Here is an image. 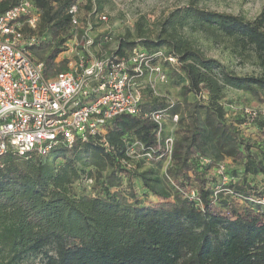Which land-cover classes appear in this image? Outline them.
I'll list each match as a JSON object with an SVG mask.
<instances>
[{
	"label": "trees",
	"instance_id": "obj_1",
	"mask_svg": "<svg viewBox=\"0 0 264 264\" xmlns=\"http://www.w3.org/2000/svg\"><path fill=\"white\" fill-rule=\"evenodd\" d=\"M15 2L2 0L0 12ZM33 2L40 21L24 29L40 38L30 50L52 76L67 70V59L57 57L71 36L69 8L79 0ZM186 29L250 52L264 65V7L247 19L189 3L168 13L153 36L136 21L135 38L129 30L119 35L114 55L141 46L175 57L173 64L162 62L166 81L179 86V99L168 109L178 114L170 155L148 116L168 108L169 96L155 95L148 85L144 93L151 97L143 98L141 112L108 120L104 141H76L46 156L0 155V264L38 256L45 264H264V204L258 201L264 196V124L248 130L264 117L244 125L245 116L230 119L222 102L228 89L263 102L264 75L236 74L207 56ZM166 128L162 138L169 136ZM133 140L153 152L151 166L142 169L145 158L127 155ZM165 159L159 174L154 165ZM227 160L241 168L230 172L225 164L229 180L223 183L215 168ZM88 179L90 189L83 185Z\"/></svg>",
	"mask_w": 264,
	"mask_h": 264
},
{
	"label": "built area",
	"instance_id": "obj_2",
	"mask_svg": "<svg viewBox=\"0 0 264 264\" xmlns=\"http://www.w3.org/2000/svg\"><path fill=\"white\" fill-rule=\"evenodd\" d=\"M79 4L69 8L71 36L57 57L67 59V70L52 76L45 75L43 61L30 50L40 38L24 29H36L40 21L33 0H16L0 12V155L12 150L18 155L34 152L46 156L57 146L72 147L76 141H104L108 120L119 114L141 112L147 85L160 95L152 78L166 80L162 62L173 64L175 57L161 50L149 52L141 46L122 56L114 55L116 46L108 53L105 44L111 40L110 35H91V27L80 24ZM94 14L100 21L107 20L95 9L88 16ZM62 54L66 55L60 58ZM169 101L168 108L148 113L157 125L156 137L167 156L174 139L162 138V130L168 118L178 120V114L168 111L174 103L171 98ZM240 113L245 116L244 125L264 116L263 109L248 107ZM138 150L146 160L155 159L153 152L137 140L127 145L126 153L134 158ZM225 170V162L215 168L223 183L229 180ZM258 201L264 204V196Z\"/></svg>",
	"mask_w": 264,
	"mask_h": 264
},
{
	"label": "rangeland",
	"instance_id": "obj_3",
	"mask_svg": "<svg viewBox=\"0 0 264 264\" xmlns=\"http://www.w3.org/2000/svg\"><path fill=\"white\" fill-rule=\"evenodd\" d=\"M79 3L80 24L91 27L90 32L93 36L103 34L110 35L111 40L105 44L108 53L116 46L117 37L125 34L127 30H129L132 37L135 38L136 21L142 19L147 34L153 36L159 31L160 22L168 15V13L175 8L184 7L189 3L210 11L242 15L247 19H253L264 7V0H79ZM89 4L91 9L88 10L86 9V6ZM99 6L100 8L97 9ZM94 9L98 14H105L107 20L100 21L95 14L89 17L88 14ZM184 31L192 42L207 56L219 59L221 62L228 65L236 74L264 75V65H261L255 55H252L250 52H234L226 43L213 41L197 31L190 29ZM64 55L66 54H62L59 57L62 58ZM163 68L166 72L167 66H164ZM151 83L155 86L158 94L167 95L174 102L179 99V86L166 80L161 81L156 77L152 78ZM150 97V93L145 91L144 98L149 99ZM222 102L224 103L227 116L230 119L237 118L243 107L264 110V101H259L250 93L241 90H226ZM262 124H264V118L259 119L255 126L248 130L255 131V128ZM166 125L167 135L175 137L176 128L169 118L166 120ZM137 152L139 155L135 156L133 159H142L141 152H139V150ZM132 163L135 164L136 162L134 161ZM167 163L168 159H165L160 166L154 165L159 174L164 172ZM225 164L230 172L241 168L239 164L233 163L230 160H227ZM149 166H151V163L148 160H145L141 168L143 169ZM240 174L241 169L239 171V175ZM208 176L215 179L214 183L218 184L220 182V180L214 176L213 170L208 171ZM253 180L259 182L260 175H256ZM91 183L92 180L88 179L83 182V185L86 189H90ZM216 188L218 189V187H215V189ZM139 191L140 193L142 192L141 190ZM149 199L155 200L156 198L154 196H149ZM21 264L45 263L41 260L40 256H38L29 258Z\"/></svg>",
	"mask_w": 264,
	"mask_h": 264
}]
</instances>
